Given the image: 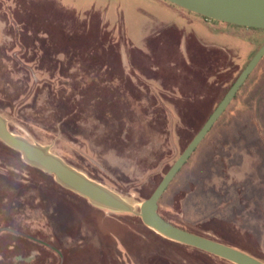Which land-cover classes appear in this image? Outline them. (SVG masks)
<instances>
[{
  "label": "rangeland",
  "instance_id": "obj_1",
  "mask_svg": "<svg viewBox=\"0 0 264 264\" xmlns=\"http://www.w3.org/2000/svg\"><path fill=\"white\" fill-rule=\"evenodd\" d=\"M263 45L262 29L168 0H0V114L134 209L94 204L0 140V264H235L139 213ZM160 209L264 259V58Z\"/></svg>",
  "mask_w": 264,
  "mask_h": 264
},
{
  "label": "water",
  "instance_id": "obj_2",
  "mask_svg": "<svg viewBox=\"0 0 264 264\" xmlns=\"http://www.w3.org/2000/svg\"><path fill=\"white\" fill-rule=\"evenodd\" d=\"M188 11L227 24L264 30V0H168ZM264 58V45L240 73L206 123L164 176L153 194L141 205L143 222L152 230L172 241L201 249L235 264H264V261L234 246L179 227L163 217L160 200L169 186L225 113L250 75ZM0 140L22 153L24 159L55 176L68 189L88 198L101 207L134 212L133 207L119 195L69 165L44 145L11 131L7 119L0 114Z\"/></svg>",
  "mask_w": 264,
  "mask_h": 264
},
{
  "label": "trees",
  "instance_id": "obj_3",
  "mask_svg": "<svg viewBox=\"0 0 264 264\" xmlns=\"http://www.w3.org/2000/svg\"><path fill=\"white\" fill-rule=\"evenodd\" d=\"M206 18V17H205ZM229 25H232V24H229ZM165 30H167V31H165V36L167 37V39H171V38H173V36H175V34H176V37L177 36H179V37H183V31H181V30H179V29H165ZM259 30V29H258ZM176 32V33H175ZM212 57V56H211ZM215 59V60H214ZM212 62H213V64H214V66H215V64H217V58H216V56L213 54V60H212ZM212 62H211V65H212ZM210 65V69H212V66ZM244 69V68H243ZM217 70V69H216ZM243 71V70H242ZM241 71V72H242ZM240 72V73H241ZM240 75V74H239ZM238 75V76H239ZM238 76H237V78H238ZM236 78V79H237ZM236 79L233 81V83L236 81ZM233 83L231 84V86L233 85ZM230 89V88H229ZM228 92V91H227ZM220 103V102H219ZM218 106V105H217ZM239 124V123H238ZM238 124H233L231 127H229V128H232V127H234V126H237ZM257 126V125H256ZM203 127V126H202ZM237 128H241V126H237ZM199 131H200V129H199ZM198 131V132H199ZM256 131H257V129H256ZM197 132V133H198ZM197 135V134H196ZM249 136V138H253V136H254V134H253V132H252V135L251 134H248ZM194 139V138H193ZM252 141V140H251ZM236 142V141H235ZM160 202H161V200H160ZM160 204V203H159ZM159 211H160V213H161V215L163 216V217H165L168 221H170V222H172L173 224H175V225H177L176 223H174L173 221H171L170 219H168L163 213H162V211H161V209H160V207H159ZM179 226V225H178ZM181 227V226H180ZM184 228V227H183ZM189 230H191V229H189ZM192 232H194V233H198V231H196V230H192ZM198 234H201V233H198ZM213 239V238H212ZM215 240H217V241H219V239H215ZM220 242H223V243H225V241H222V240H220ZM225 244H227V243H225ZM232 246H234V247H236V248H239V247H237L236 245H232ZM241 249V248H240ZM241 250H243V251H245V252H248V253H250V254H252L253 256H255V257H257V258H259V259H261L262 261H264V259L262 258V257H260L259 255H257V254H255V253H253V252H251V251H247V250H244V249H241Z\"/></svg>",
  "mask_w": 264,
  "mask_h": 264
},
{
  "label": "flooded vegetation",
  "instance_id": "obj_4",
  "mask_svg": "<svg viewBox=\"0 0 264 264\" xmlns=\"http://www.w3.org/2000/svg\"><path fill=\"white\" fill-rule=\"evenodd\" d=\"M175 105V104H174ZM176 106V105H175ZM169 123H168V118L165 113V137L168 136L167 131H168Z\"/></svg>",
  "mask_w": 264,
  "mask_h": 264
}]
</instances>
